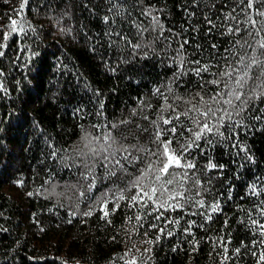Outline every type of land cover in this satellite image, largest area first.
I'll list each match as a JSON object with an SVG mask.
<instances>
[{"label":"trees","instance_id":"obj_1","mask_svg":"<svg viewBox=\"0 0 264 264\" xmlns=\"http://www.w3.org/2000/svg\"><path fill=\"white\" fill-rule=\"evenodd\" d=\"M183 3L184 0H141L132 15L148 26V19L140 17L139 10L160 9L153 15L159 16L164 35L168 36V28L180 31L181 25L188 26ZM108 7V0H27V3L0 0V43L7 44L5 56L0 58L3 73L0 75V264H129L133 259L137 264H264L259 260L264 244L242 249L238 257L234 253L241 241L251 245L260 239L252 231L254 226L240 222L247 220L245 213L254 208L256 197L245 196L243 200L240 197L257 177L264 178V118L256 121L242 112V127L237 129L232 142L215 146L210 155L213 163L224 165L222 174L216 170L205 174L201 166L208 161L205 156H196L194 162L200 167L197 177L202 182L214 177L210 186L204 184L211 191L201 190L205 204L225 193L229 184L233 186L232 199L225 203V195L219 200L223 213L207 210L212 216L210 221L201 215L165 212V217L179 223L170 224L163 218L153 221L147 216L141 222L143 227L138 228L136 221L129 222L128 217L145 210L131 208L130 200L119 201L121 209L105 219L97 190L114 187L111 180L101 181L97 169L96 180L92 181L95 188L89 193L88 182L79 170L60 166L61 156L65 157V164L72 163L67 157L80 147L83 131L95 135L92 125L101 120L115 123L129 119L150 127L149 121L136 118L141 114L149 116V120L156 118L163 101L152 95L154 88L161 87L169 97L168 103L179 104L178 110L189 105L175 101L174 96L190 99L188 91H195L191 74L179 81L174 79L175 41L168 47L156 41L152 47H142L135 53L123 45L109 47L105 37L109 26L113 31L117 27L128 31V25L119 16L112 24L114 12H108ZM123 7L128 8V4ZM229 8L223 11L226 13ZM211 14L215 19L218 12L214 10ZM197 15L200 18L194 17L191 23L200 26L199 43L206 45L210 39L223 51L229 37L216 33L206 39L202 14ZM104 16L109 17L108 24L104 23ZM12 19L17 21L15 33L8 27ZM153 34L145 32L144 41L148 42ZM112 39L120 43L118 38ZM136 42L132 37V43ZM185 49L188 53L192 51L187 45ZM193 58L185 56V69L191 67L188 60ZM177 83L181 87L177 88ZM168 85L173 89L172 94ZM251 86L249 81L246 93ZM141 99L151 107H138ZM256 103L259 109H264V103L259 100ZM101 104L103 115L97 116ZM250 111L256 115L259 110ZM163 115L167 116V111ZM79 125H84V129ZM126 143L151 146L148 133L137 134L135 140L129 136ZM189 187L190 180L185 184V188ZM77 189L85 195L79 196ZM134 194L124 192L126 197ZM191 194L195 196L194 189ZM90 195L97 199L89 200ZM108 207L112 208L111 200ZM184 211L205 210L185 205ZM87 212L91 215H84ZM252 218L264 223L255 210ZM225 219L227 227H223ZM187 221L196 222L191 234L183 231ZM202 221L204 227H197ZM153 222L164 229L163 235L149 228ZM145 229L147 236L143 235ZM168 231L172 232L171 236L167 235ZM225 255L230 259L225 260Z\"/></svg>","mask_w":264,"mask_h":264},{"label":"snow or ice","instance_id":"obj_2","mask_svg":"<svg viewBox=\"0 0 264 264\" xmlns=\"http://www.w3.org/2000/svg\"><path fill=\"white\" fill-rule=\"evenodd\" d=\"M123 4H128V8L123 7ZM140 4L141 0H123L122 3H117V0H108V12H114L112 24H115V17L119 16L121 22L128 25V31H121L119 27L113 31L109 26L105 32L109 47L115 44L119 48L123 45L135 53L142 47H152L156 41L162 42L165 47L175 41L177 47L174 51L178 62L176 58H173V62L177 63V71L173 73L174 79L179 81L181 77L191 74L195 82V91H188L190 99L176 95L174 100L189 106L178 110L179 104L174 106L173 103H168L169 97L161 91V87H156L152 95H158L163 101L156 118L149 120V116L143 114L136 118L149 121L150 127L133 123L129 119H120L115 123L101 120L92 125L96 129L95 135L83 131L80 147L73 150V156L67 157L72 160V163L65 164V157L61 156L60 166L79 170L80 176L88 182L89 193L95 188L92 181L96 180L97 169L101 173V181L111 180V185L114 187H108L107 191L97 190L102 200L101 211L105 219L110 213L121 209L119 201L130 200L131 208L145 210L143 213L128 217L129 222L133 219L136 221L138 228L143 227L141 222L147 216H151L153 221H160L163 218L170 224L179 223V220L165 217V212H181L190 216L201 215L205 217V221H210L212 216L207 214V210L210 209L211 213H223L219 200L225 195V203L231 200L233 186L229 184L225 193L214 196L205 204L201 190L210 192L211 188H205L204 184L210 186L214 177L209 176L202 182L197 177L200 167L194 161L197 155L205 156L208 162L201 166L204 173L216 170L222 174L224 165L213 163L210 155L215 146L218 144L226 146L232 142L233 137L238 134L237 129L242 127V112L248 113L256 121L264 118V109H259L256 103L258 100L264 103V35H261L264 33V0H184L182 10L188 26L181 25L180 31L168 28V36L164 35L165 28L159 16L153 15V12H159L160 9L146 7L139 10L138 15L148 19V26L144 25L143 20L138 21L132 15V10L138 9ZM83 6L88 7L87 4ZM20 7L23 9L24 4ZM225 8H229L226 13L223 11ZM214 10L218 12L215 19L211 14ZM198 13L202 14L203 36L206 39L216 33L229 37L223 51H220L219 46L210 39L207 40L206 45L199 43L200 26L191 23L194 17L200 18ZM103 20L105 24L109 23L108 16H104ZM225 21H231V23H225ZM16 25L15 19H12L8 25L13 33L17 32ZM19 31L24 32V29L20 28ZM148 31L154 34L148 42H145L144 33ZM113 36L119 39V44L112 39ZM132 37L136 38L135 44L132 43ZM7 39L8 34L4 37L5 41ZM186 45L192 49L190 53L186 52ZM6 48L7 44L0 43V58L5 56ZM250 51L252 55L249 54ZM185 56L195 57L188 60L191 67L186 69ZM2 74L0 72V75ZM249 81L252 86L246 93L245 88ZM176 86L181 87L179 83ZM167 88L169 94H172L171 86L168 85ZM139 106L151 107L143 99L140 100ZM102 109L101 104L100 110L96 113L97 116L103 115ZM250 110L259 111L258 114L252 115ZM165 111L168 113L167 116L163 115ZM132 115L135 116V109ZM234 116L240 119L235 120ZM79 127L84 129V125ZM113 130H116L115 135ZM139 133H148L150 147L139 143H126L129 136L135 140ZM233 147L236 145L233 144ZM189 180L191 187L185 188ZM193 189L195 196L191 194ZM126 191L135 194L126 197L124 195ZM76 193L79 196L85 195L78 189ZM29 195L32 194L29 193ZM245 196L256 197V199L253 201L254 208L245 213L247 220L241 219L240 222L246 226H254L252 231L254 234L258 233L260 239L251 245L241 241L240 247L234 249L237 257L242 249L247 250L252 246L264 244V223L252 218L254 210L257 217L264 218V199H261L264 196V178L257 177L240 199L243 200ZM197 197L200 198L197 199ZM88 199L96 200L97 197L90 195ZM109 200L112 202L110 210ZM185 205L205 211L185 212ZM240 210L243 211V207ZM84 215H91V212ZM186 223L187 227L183 231L191 234V227L196 222L187 221ZM196 226L203 228L204 221ZM223 227H227V219ZM149 228H155L161 235L164 234V229L154 222L149 223ZM143 235H148V229L144 230ZM167 235L171 236L172 232L168 231ZM220 239L223 241V238ZM195 250L196 248L193 247V251ZM252 255L255 253L253 252ZM224 259L228 260L230 257L225 255ZM259 260L264 261V253L259 255ZM129 264H137V262L133 259Z\"/></svg>","mask_w":264,"mask_h":264}]
</instances>
